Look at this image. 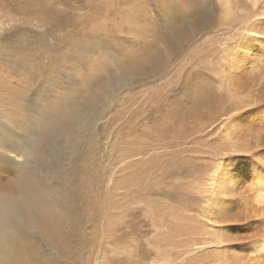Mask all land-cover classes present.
I'll use <instances>...</instances> for the list:
<instances>
[{
	"label": "rangeland",
	"instance_id": "1",
	"mask_svg": "<svg viewBox=\"0 0 264 264\" xmlns=\"http://www.w3.org/2000/svg\"><path fill=\"white\" fill-rule=\"evenodd\" d=\"M234 5L0 0V264H256L216 208L251 194L218 175L264 167Z\"/></svg>",
	"mask_w": 264,
	"mask_h": 264
},
{
	"label": "bare ground",
	"instance_id": "2",
	"mask_svg": "<svg viewBox=\"0 0 264 264\" xmlns=\"http://www.w3.org/2000/svg\"><path fill=\"white\" fill-rule=\"evenodd\" d=\"M239 1L241 2V5L243 7L240 6ZM220 2L222 4L225 14H228L230 16L234 15L233 10L235 9L234 4L236 3V12L239 10V16H241V20L239 22V31H240L239 40L236 43V46L234 45V47L229 48L227 56L226 58H224V63H226V70L228 71L227 78L229 82L236 85V89L238 90L239 93L238 97L242 96L243 98L250 99L251 102L254 104L253 107H255V109L258 110V114H255L256 112L255 113L249 112L248 117H251L252 120H254L253 122H251L252 125L251 126L249 125L251 127V129L249 128V130L258 132L257 134H259V137L255 138L256 143L258 141L264 143V0H220ZM246 7H248L249 9H247ZM247 64L248 67L246 66ZM249 69H250V75L248 71ZM256 79L258 80V83ZM254 86H256V88H254ZM243 102H245V99L243 100ZM252 108L250 109V111L252 110ZM255 116H257L256 119H254ZM233 126H234L233 129L236 130L237 129L236 125ZM0 146H1L0 157L6 155L7 153L13 154L14 152L16 156V150L14 147L2 145V144H0ZM254 152L255 150L253 151V153ZM254 155L258 156V154H254ZM8 158L11 161H13L14 159L9 156ZM222 170H224V168L220 169V172H223ZM232 170L233 168L227 171L229 173H227L224 177L222 176V173L221 175H218V178H220L219 182L217 180L218 191L222 193L224 186H226L227 184L232 185L236 182V184H234L236 192H239L241 189H245V191L247 192L251 191V194L244 195L242 194V192L237 193L235 213H233L232 210L228 211V209L226 208L229 205H226L227 204L226 201L222 202L220 199L218 206H216L217 212L219 215L221 214V218H220L221 222L225 223L227 221L226 217L230 221H233L235 220L234 218H236V224H238L236 226L237 227L239 226L238 227L239 229L245 228L250 231H255L256 233L254 235L249 236V238H255L256 236L263 233L262 235L258 236L257 239H253L250 242H248L249 247L246 250H248L250 253L252 252L255 254L254 259H258V260L254 261V263L264 264V167L262 168V171L257 169L256 171L252 170L250 172L249 167L248 169L244 167L242 168V164H241V166L237 169V171L242 172V174L236 173V175L234 174L235 170L234 171ZM235 178L236 180H234ZM16 198L20 199V197H16ZM20 202L21 201H19L18 203ZM14 206L15 204H13V207ZM28 207L29 206H27V208ZM14 209L12 207L10 208L6 207L4 211L5 210L7 211L6 213H4L5 214L4 216L15 215ZM239 262L240 261H236V264Z\"/></svg>",
	"mask_w": 264,
	"mask_h": 264
}]
</instances>
